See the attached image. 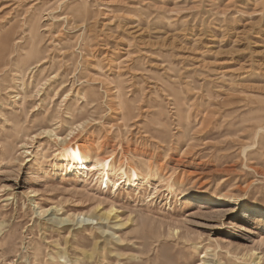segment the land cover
I'll use <instances>...</instances> for the list:
<instances>
[{
  "label": "rangeland",
  "instance_id": "374dc122",
  "mask_svg": "<svg viewBox=\"0 0 264 264\" xmlns=\"http://www.w3.org/2000/svg\"><path fill=\"white\" fill-rule=\"evenodd\" d=\"M68 145L150 185L81 191ZM254 207L264 0H0V264H264Z\"/></svg>",
  "mask_w": 264,
  "mask_h": 264
},
{
  "label": "bare ground",
  "instance_id": "6f19581e",
  "mask_svg": "<svg viewBox=\"0 0 264 264\" xmlns=\"http://www.w3.org/2000/svg\"><path fill=\"white\" fill-rule=\"evenodd\" d=\"M47 134L54 133L53 130L46 131ZM45 133V132H44ZM27 138L31 135L29 132H26L25 135ZM56 138H60L58 134L54 135ZM35 137V136H34ZM10 151L7 152V157L12 156L13 146L10 147ZM96 151L93 150V148L89 147L88 145L84 146L82 145H68L64 147L63 153L60 154V157L58 159V162L56 163V167H59L65 172V177L69 178L73 182L83 181L85 186L83 188H80L81 191H86L84 188L92 185V187H95L97 185H100V187H104L105 192L108 193L111 189H113V193L109 192V194H113L114 197H119L122 188L128 187L129 189V195L133 196L135 193L137 196L139 193H137L139 190H145L144 184L148 183L150 185V182L148 180V177L150 176V172L147 175L139 173L135 168H132L130 171L124 170L122 167L117 165L113 158L108 157L105 158L101 154H96ZM64 177V178H65ZM82 178H85L82 179ZM71 182V181H70ZM145 182V183H144ZM75 184V183H74ZM156 185V184H155ZM170 188V187H169ZM110 189V190H109ZM149 190V189H148ZM155 195H159L160 189H154ZM150 191V190H149ZM82 192V195H85V193ZM153 198V197H152ZM156 198V197H155ZM202 200V199H201ZM206 202V201H205ZM109 203V208L102 209V207ZM115 200L109 199L102 200L96 203V205L89 211H81V212H73L71 216H68L72 222H89L85 221L84 219H95L97 216H101L100 219L110 220L112 217V214L115 212ZM82 201H78V203L75 205L76 207H82L83 205ZM80 209V208H77ZM101 209L104 210L101 213ZM252 211L251 214L254 217L253 219H257L259 217L256 216V212L258 210H264V207H254L252 209H249ZM98 211V212H97ZM224 207H212L210 213H223L225 212ZM41 212L43 210L41 209ZM48 213V210H45L42 214L45 215ZM259 216V215H258ZM81 217H83L82 221ZM116 218H118V215H116ZM122 225V224H121ZM205 264V262H203ZM201 264V263H200Z\"/></svg>",
  "mask_w": 264,
  "mask_h": 264
}]
</instances>
